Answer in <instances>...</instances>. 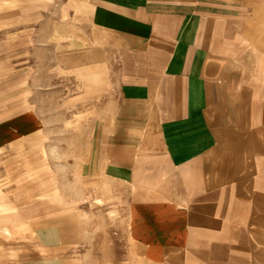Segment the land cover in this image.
I'll return each instance as SVG.
<instances>
[{
  "label": "crops",
  "instance_id": "obj_1",
  "mask_svg": "<svg viewBox=\"0 0 264 264\" xmlns=\"http://www.w3.org/2000/svg\"><path fill=\"white\" fill-rule=\"evenodd\" d=\"M63 32L118 64L82 173L126 200L128 264H264V0H0V78ZM27 194L0 186V241L41 238Z\"/></svg>",
  "mask_w": 264,
  "mask_h": 264
},
{
  "label": "rangeland",
  "instance_id": "obj_2",
  "mask_svg": "<svg viewBox=\"0 0 264 264\" xmlns=\"http://www.w3.org/2000/svg\"><path fill=\"white\" fill-rule=\"evenodd\" d=\"M72 40L63 32L55 45L33 47L26 51L25 70L14 66L0 78V117L28 114L25 129L2 146L9 144L0 154V186L10 194L33 190L19 204L26 216L42 217L39 241L29 222L24 237L8 234L0 241V264L135 261L126 200L115 193L117 186L82 173L96 116L117 91L118 64L103 48L98 58L95 49L82 51Z\"/></svg>",
  "mask_w": 264,
  "mask_h": 264
}]
</instances>
